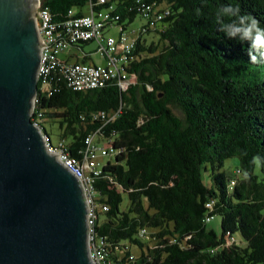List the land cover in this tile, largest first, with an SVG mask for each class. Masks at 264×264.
Masks as SVG:
<instances>
[{
	"label": "trees",
	"instance_id": "1",
	"mask_svg": "<svg viewBox=\"0 0 264 264\" xmlns=\"http://www.w3.org/2000/svg\"><path fill=\"white\" fill-rule=\"evenodd\" d=\"M40 3L58 26L68 9L102 11L103 36L114 25L117 38L121 30L132 39L125 87L112 78L75 90L56 66L37 79L31 113L70 156L82 157L87 135L104 140L108 159L92 185L106 209L98 208L93 230L108 257L120 264H264V61L251 62L248 43L228 39L217 23V12L231 5L264 28V0ZM136 16L143 21L131 36L126 27ZM92 41L70 43L63 61L95 64V49H83ZM232 156L237 166L225 176L220 169ZM215 216L218 231L210 225Z\"/></svg>",
	"mask_w": 264,
	"mask_h": 264
},
{
	"label": "water",
	"instance_id": "2",
	"mask_svg": "<svg viewBox=\"0 0 264 264\" xmlns=\"http://www.w3.org/2000/svg\"><path fill=\"white\" fill-rule=\"evenodd\" d=\"M36 0H0V264H91L77 178L31 120L40 44Z\"/></svg>",
	"mask_w": 264,
	"mask_h": 264
},
{
	"label": "built area",
	"instance_id": "3",
	"mask_svg": "<svg viewBox=\"0 0 264 264\" xmlns=\"http://www.w3.org/2000/svg\"><path fill=\"white\" fill-rule=\"evenodd\" d=\"M104 14L97 11L89 14L74 15L73 10H67V17L58 26L51 22L50 15L45 7L37 0L35 4V28L40 44L39 63L36 70L37 79L44 81L48 73L58 67L68 81V85L75 90H87L103 85L108 79H117L123 88L126 85V73L123 65L132 49V39L120 30L116 41L104 42L102 35V22ZM91 39L96 42L95 52L102 58L101 64L78 61H63L58 55L61 52L68 54V46L77 40ZM61 60V61H60ZM34 100V99H33ZM102 116V112H98ZM49 139V138H48ZM45 150L53 155L78 180L86 204L87 225V254L91 264H120L108 257V250L93 230L98 208L105 210L106 205L94 200L93 176L97 167L99 156L107 153L103 144L93 141L92 135L85 137V148L81 158L70 156L64 147L63 141L55 144L45 142ZM140 233L147 239L144 230ZM117 249V245H113Z\"/></svg>",
	"mask_w": 264,
	"mask_h": 264
},
{
	"label": "clouds",
	"instance_id": "4",
	"mask_svg": "<svg viewBox=\"0 0 264 264\" xmlns=\"http://www.w3.org/2000/svg\"><path fill=\"white\" fill-rule=\"evenodd\" d=\"M224 17H237L235 20L224 21ZM217 23L220 31L228 39H238L241 43H248L249 60L253 63L264 61V28L260 21L250 15H240V9L231 5L217 12ZM260 157H253V164L259 165ZM247 177V173L244 174Z\"/></svg>",
	"mask_w": 264,
	"mask_h": 264
},
{
	"label": "rangeland",
	"instance_id": "5",
	"mask_svg": "<svg viewBox=\"0 0 264 264\" xmlns=\"http://www.w3.org/2000/svg\"><path fill=\"white\" fill-rule=\"evenodd\" d=\"M39 2L41 0H38ZM36 3H37V0H36ZM87 7H83L82 10L83 12H86L87 10ZM143 20L140 19L139 17H135L126 27V31L128 32L129 35L133 36L135 35L136 31H135V28L138 27V25L142 22ZM117 27L114 26V25H111L110 27L108 28H105L104 30V42L107 41V39H110L112 40L113 42L116 41L117 39ZM145 37L147 40L150 39L151 35L148 34L146 35L145 34ZM97 44L95 41H92V42H89L88 44L84 45L83 46V49L84 51H92L96 48ZM65 52H61L59 53V57L60 58H63L65 55ZM91 58L93 60V62L95 64H101L102 63V58L97 54V52L93 51L91 53ZM72 61V60H71ZM45 127V130L46 132L48 133V137H49V140L52 144H55L57 142V136H56V131L54 129H51L49 127L48 124H45L44 125ZM97 138V142L98 144H101L104 142V140H102V138H99L98 136H96ZM106 159H108L107 155L106 156H99L97 158V161H98V165L97 167H100L101 164H103ZM237 166V157L236 156H232V157H229L227 158L225 161H224V164L223 166L221 167V171L224 173L225 176H229V175H233L234 174V171H235V167ZM216 231H218L219 229V217L218 216H215L210 224ZM133 253L134 254H137L138 253V250L137 249H132Z\"/></svg>",
	"mask_w": 264,
	"mask_h": 264
},
{
	"label": "flooded vegetation",
	"instance_id": "6",
	"mask_svg": "<svg viewBox=\"0 0 264 264\" xmlns=\"http://www.w3.org/2000/svg\"><path fill=\"white\" fill-rule=\"evenodd\" d=\"M34 17H35V12H34ZM35 21V20H34Z\"/></svg>",
	"mask_w": 264,
	"mask_h": 264
}]
</instances>
